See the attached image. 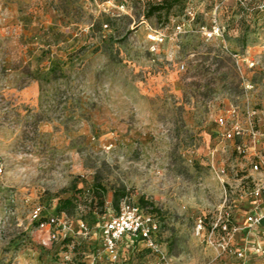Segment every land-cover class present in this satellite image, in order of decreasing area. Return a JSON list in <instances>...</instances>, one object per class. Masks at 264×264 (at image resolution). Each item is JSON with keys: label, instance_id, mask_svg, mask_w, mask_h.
Listing matches in <instances>:
<instances>
[{"label": "rangeland", "instance_id": "374dc122", "mask_svg": "<svg viewBox=\"0 0 264 264\" xmlns=\"http://www.w3.org/2000/svg\"><path fill=\"white\" fill-rule=\"evenodd\" d=\"M159 1L0 0V264H89L98 235L78 230L86 204L63 209L72 251L30 214L92 187L108 217L123 201L153 205L173 264H242L194 225L226 196L236 215L260 178L216 118L235 109L246 130L256 111L264 155V0H173L149 16ZM139 249L131 264H153Z\"/></svg>", "mask_w": 264, "mask_h": 264}, {"label": "built area", "instance_id": "2783aa9c", "mask_svg": "<svg viewBox=\"0 0 264 264\" xmlns=\"http://www.w3.org/2000/svg\"><path fill=\"white\" fill-rule=\"evenodd\" d=\"M240 1V0H239ZM160 2V1H159ZM190 16H193L190 14ZM182 26L177 30L181 31ZM150 39L156 43H162L161 35H150ZM235 109L228 110L216 118L219 128L218 136L221 141L232 142L235 152L241 157L251 155L253 162L250 171L258 174L260 178L253 179L250 185L243 187L242 197L252 202L250 213L241 222L232 211V205L226 196L221 209L211 218L199 217L195 221L194 234L206 245L215 250L219 258L235 259L246 263L248 258L264 255V155L257 153L259 134L256 131V111H247L248 129H244L239 121ZM250 139V145L245 139ZM252 153V154H251ZM215 170V169H214ZM2 168L0 167V173ZM221 180L226 175V170H215ZM235 207V203H232ZM42 207H35L30 214V223L37 226L38 231H47L50 241H58L72 235L73 221L65 214L50 216L42 221ZM77 227L84 236L89 235L86 224L79 220ZM160 232V222L152 215L144 213L141 209L127 201L120 205L118 213L111 217L102 228L101 250L97 257L90 256L91 264L101 262L103 264H121L120 248L123 242L132 239H141L144 246L154 255L153 264H173L169 254L158 243L156 235ZM243 236V243L239 237ZM66 261H71V256L64 255Z\"/></svg>", "mask_w": 264, "mask_h": 264}, {"label": "trees", "instance_id": "16d2710c", "mask_svg": "<svg viewBox=\"0 0 264 264\" xmlns=\"http://www.w3.org/2000/svg\"><path fill=\"white\" fill-rule=\"evenodd\" d=\"M174 1L173 0H162L160 2H157L156 5L152 6L150 11H149V16H152L154 14L157 13H161L163 10H165L166 8H168V10H170L173 6ZM218 134V133H217ZM82 193L79 195H76L74 198H66V199H62V198H57L56 199V205L54 207L53 213L54 214H46V211L44 210L45 213H43L41 220L45 221L47 220L50 216H60L62 215V213H64L63 209L66 207H73L75 209V211L77 212V210H79L81 208V204L84 203L86 204V210L84 211V213L82 212L80 220H82L88 230H96V232L98 233H94L97 234V245H94V252L91 254V256L97 257L100 250H101V245H100V241H101V233H102V228L109 222V220L111 219V215L106 214V209L107 206H109L111 204V202L109 200L106 199L105 193L104 191H102V189H96V188H87L84 189L83 191H81ZM87 202H89L87 204ZM114 203V201L112 202ZM251 205L252 202L250 200H246V203L240 207L235 206V208H238V213H236V217L237 219H239V221H243L244 218L250 213L251 211ZM136 207H138L139 209H141L144 213L148 214V215H152L155 218L158 219V221L160 222V216H159V212L157 211V209L155 207H153V205L145 202L144 199L140 200V204L135 205ZM245 206V207H244ZM145 208V209H144ZM242 208V210H241ZM88 210V212H87ZM146 211V212H145ZM89 219H94L95 223H97L98 225H96V229H94V226H90L88 223ZM101 220L103 222H101ZM101 222V223H100ZM73 235V234H72ZM66 237L65 239H58V241H54L52 243V245H56V244H64V246L66 248H70V251L72 250H76V246L73 245L72 247H70L69 245H65V243L69 240V238H72L71 236ZM162 225L160 223V232L156 235V239L158 241L159 244H163L162 242ZM142 246V251H146L148 253V256H150L152 258V262L154 261L155 257L152 254V252L147 249L143 242L141 241V239H132L129 241H124L121 248H120V259H121V264H131L133 257L132 254L134 251H139V247ZM63 247V248H65ZM141 252V250H140ZM65 255V254H64ZM64 260V258H63ZM89 264H91V259L89 261ZM95 264H99V262H96ZM102 264V263H101Z\"/></svg>", "mask_w": 264, "mask_h": 264}, {"label": "crops", "instance_id": "0c3cea01", "mask_svg": "<svg viewBox=\"0 0 264 264\" xmlns=\"http://www.w3.org/2000/svg\"><path fill=\"white\" fill-rule=\"evenodd\" d=\"M243 238H244L243 236L239 237V239L241 240V243H243V241H244ZM262 241H263L262 243H264V233H263V236H262ZM227 259H229V258H227ZM230 260L237 261L235 259H230ZM256 261H258V263H256ZM260 261H264V255L252 256L251 259L250 260L248 259L246 263L240 262V261H237V262L242 263V264H261Z\"/></svg>", "mask_w": 264, "mask_h": 264}]
</instances>
